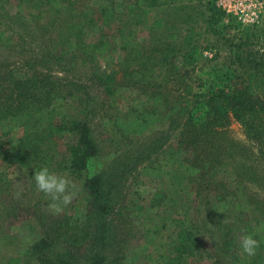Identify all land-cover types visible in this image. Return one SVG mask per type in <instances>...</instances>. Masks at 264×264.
<instances>
[{"label": "rangeland", "instance_id": "obj_1", "mask_svg": "<svg viewBox=\"0 0 264 264\" xmlns=\"http://www.w3.org/2000/svg\"><path fill=\"white\" fill-rule=\"evenodd\" d=\"M181 1L187 7L181 11L171 10L170 14L181 15L184 21H169L174 24L168 22L165 26L171 30L169 34L174 33V29L185 33L193 29L196 32L193 49H186L180 40L168 41L163 28L156 33L157 38L145 30L127 34L124 20L133 0H117L118 22L105 25L98 10L69 20V24H78V27L84 23L91 25L92 29L81 39L76 31L67 32L66 13L52 11L40 15L29 8V0H3L0 21L5 23L8 41L0 52V96L1 87L9 86L5 75L10 71H14L17 79H24L25 71L30 76L46 71L66 84L72 83L74 87L68 90L77 97L68 100L74 102L73 110L78 113L83 108L91 112L95 153L87 167L78 172L71 167L68 152L76 139L59 140L58 150L53 153L55 158L48 166L52 173L65 176L75 184L76 195L62 212L55 213L49 208L52 201L28 179L31 165L19 164L16 146L9 147L0 141V241L3 244L0 264H12L14 258H20V263L16 264H35L26 258L27 252L39 244L42 230L51 243L50 247L44 246L46 264H153L154 260L159 261L160 251L153 250L155 234L145 235L142 223L146 214L150 215L149 220L157 217L164 199L166 216L191 231L198 245L215 256L214 262L192 258L183 264H236L238 257L244 258V264H264V250L249 257L239 244L247 226L255 227L258 234L264 232V227L259 226V222L264 221V127L260 125L264 113L254 115L251 125L246 126L234 117L235 107L230 105L235 95L249 87L256 85L258 95L262 93L258 86L264 82V22L254 28H243L222 18L216 26L219 35L215 38L207 33L212 17L210 0H202V3L191 0L192 4H188V0ZM211 1L216 3V0ZM159 10L155 11L157 17L165 15L170 19L166 12ZM113 35L119 37L118 49L111 50L106 60H92L93 50ZM76 44L82 48L79 55L73 51L62 56V51L71 47L74 50ZM11 46L14 47L10 49ZM182 48L186 56L177 54V60L174 57V61L168 60L167 64L161 60L160 52L172 55ZM196 48L198 52H194ZM237 48L241 61L230 54ZM189 60L193 63L186 67ZM129 63L133 71L123 70ZM144 63L148 64L147 69L136 67ZM102 75L113 76L119 85L126 83L131 90L121 92L122 96L114 103L97 80ZM146 95H158L161 100L144 111L171 116L174 121L170 128L141 136L117 134L108 120L124 117L133 110L134 99L142 100ZM210 99L229 106L227 114L215 127L208 125V131L216 134L205 147L204 159L211 164L217 158L233 164L238 169V185L221 184L208 170L203 180L198 176L167 177L158 191L142 176L141 169L152 163L161 164L174 152L178 158L195 156L194 150L187 152L180 146L181 132L187 125L194 126L195 130L201 128ZM258 105L256 103L255 107ZM218 139L222 140L221 149ZM196 152L200 153L198 149ZM94 176L100 177L102 189L109 197V214L103 219L107 228L102 233L105 247L96 243L98 223L87 218L91 196L84 184L86 178ZM156 194L160 199H156ZM220 194L224 200L233 198L225 210L220 206L213 208ZM128 205H141L144 209L125 211ZM41 227L44 229L40 230ZM76 232L80 236L79 245L69 247L65 240Z\"/></svg>", "mask_w": 264, "mask_h": 264}, {"label": "trees", "instance_id": "obj_2", "mask_svg": "<svg viewBox=\"0 0 264 264\" xmlns=\"http://www.w3.org/2000/svg\"><path fill=\"white\" fill-rule=\"evenodd\" d=\"M18 1L20 2V0ZM29 1V8L37 11L40 15L52 11L66 13L68 16L66 21L67 32L71 33L73 30L76 31V35L79 39L84 36L86 31L92 29L91 25L84 23L82 26L78 27V24H69V20L76 19L79 16L86 17L85 15L90 14L93 10L101 12L105 25L120 20V14H118L116 7L117 0ZM198 1L202 3V0ZM187 2L188 4H192L191 0ZM2 3L3 0H0V10H3L4 7ZM208 5L209 11L212 12V17L207 26V33L217 38L219 32L216 30V26L221 23L225 15L216 8L214 1L210 0ZM186 7L187 5L183 4L181 0H133L128 6V16L124 20L127 25V34L129 32L145 30L151 32L153 37L157 38L159 35L156 33L163 28L166 31L164 37L167 40L169 39L173 42L180 40L179 42H181L186 49H193L195 46L193 41L196 37V32H194L193 29L190 28L187 33L181 30L175 31L174 29V33L169 34L168 32L171 30L166 27L169 21H181L182 23V21H184L182 16L179 14L180 16L176 17L170 14V11L180 10ZM157 9L166 12L170 16V19L165 15L163 17H157L155 13ZM170 23L171 22H169V24ZM173 24L174 23H171V25ZM5 27V23L2 24L0 21V52L2 48H5L8 41V38L5 36ZM205 41L209 43V38L206 37ZM118 46H120L119 37L115 35L107 40L101 41L100 46H97L93 50L95 56L92 57V60L95 61L97 58L106 60L111 50H117ZM13 47L11 46L10 49ZM62 49L63 48L59 49L57 55L60 54ZM123 49L126 50V48ZM81 50V46L76 44L74 50H72L71 47L69 50L62 51V56L71 54L73 51L75 55H79ZM238 50L239 48L236 50L233 49L230 54L235 55L237 61H241L242 56L239 55ZM196 51L198 52L197 48L194 49V52ZM214 51L216 53L215 55H217L216 50H213V52ZM176 52V54L172 55L167 51L160 52L161 60L165 64H167L168 60L174 61V57L175 60H177V54H184L185 50L182 48L180 51ZM184 55L186 56L187 54L185 53ZM189 55L191 54H188V56ZM192 63L193 61H187L188 65H186V67ZM136 67L147 69L148 64L144 63ZM129 69H132L130 63L123 66V70L129 71ZM131 71H133V69ZM13 72L14 71H10L5 75L6 79H8L9 86L7 88L1 87L3 94L0 96V141L4 142L9 147L16 146L18 150L17 162L19 164L26 166L27 163H29L31 165L29 166L31 169L28 173V179L35 182L33 174L36 170L45 167L49 169V162L55 158L53 153L58 150V142L61 139H76V142L68 149L71 167L78 172L86 168L95 153L90 129L91 112L88 113L89 109L87 108L81 109L79 113L73 110L74 102L69 101L68 98H76L77 94L70 92L68 89L73 88L74 85L72 83L66 84L61 78L46 71H41L32 76L28 75V72L25 71L24 79H17ZM135 75L138 76L139 74L136 73ZM97 80L104 85L107 94L111 96L114 103L118 96H122L121 92L131 90L126 83L119 85L113 76L105 77L102 75L98 77ZM1 82L3 83L2 80ZM255 87L256 85L235 95L230 104L235 107L234 117L246 126L251 125L252 120H254V115L257 116V113L259 115L264 113V82H262V86H258V90L262 92L261 94L258 95ZM160 100V96L158 95H146L145 99L142 100L141 98H136L132 106L134 107L133 110L127 112L124 117H118L115 121L108 120L107 123H113L116 133L123 137L141 136L146 133H154L170 128V123L174 121L170 119L171 116H161L158 113L144 111V108L149 105L156 106L157 102ZM256 103L259 104L257 108L255 107ZM228 106L210 99L207 102L208 112L201 128L195 130L194 126H185V130L181 132L183 140L180 141V146L185 147V151L187 152L194 150L196 154L193 158H178L176 152L171 153L168 159L162 160L161 164L152 163L143 166L141 169L142 176L147 178L151 184H154L158 188V191L161 190L163 180L167 177L171 176L178 179L181 177L192 178L198 176L203 180L208 170L212 173V178L214 177L215 180L221 184L228 183L230 185V183H237L238 185V169L234 168L235 166L233 164L223 163L222 160L218 158L215 160L214 164H211L204 159L205 147L211 144V139L214 138L216 134L208 131V125L215 127V124L219 122L218 120L227 114ZM80 116H82L81 119L78 118ZM260 125L264 127V120H260ZM218 140V148L221 149L222 140ZM197 149L200 151L199 154L196 152ZM84 187L89 191L91 196L87 218L98 223L99 236L96 239V243L99 246L105 247L106 240L102 233L106 232L107 228L105 226V220L103 221V219L106 214H109L107 210L109 206V197L103 191L100 184V177L98 176L86 178ZM155 197L158 200L161 196L156 194ZM216 199L217 204L214 205L213 208L215 209V207L220 206L224 210L231 205L233 200L231 197L224 200L221 194L218 195ZM165 202L166 200L164 199L161 210L155 219L149 220L150 215L146 214L144 215L146 220L142 223V231L145 235L150 236L155 234L153 240L155 246L153 250L160 251L158 254L159 261L162 262L154 260L153 264H183L187 259L192 258L201 262H214L215 256L209 249L198 245L197 239L191 231L185 230L178 221L166 216L167 209ZM152 207L154 206H150L149 208L152 209ZM131 209H133L134 212H141L144 208L141 205H136L135 207L128 205L124 208L125 211ZM259 226H261V228L262 226L264 227V221H260ZM42 229L44 228L41 227L40 230ZM262 230H264V228H262ZM41 233L43 236L39 244L32 246L27 252L26 257L35 264L48 263L47 255L44 253V246L48 245L50 247L51 243L48 241L47 234L44 233V230H42ZM248 234L253 235L254 238L260 242L257 251L264 250V232L258 234L255 231V227L247 226L244 235ZM65 241H67L69 247H74L79 245L80 236L78 232H76L67 237ZM100 242L102 243L101 245ZM2 245L0 241V248ZM46 250H50V248ZM19 259L20 258L11 259L12 264L20 263ZM91 262H94V260H91ZM236 264H244V258H236Z\"/></svg>", "mask_w": 264, "mask_h": 264}, {"label": "clouds", "instance_id": "obj_3", "mask_svg": "<svg viewBox=\"0 0 264 264\" xmlns=\"http://www.w3.org/2000/svg\"><path fill=\"white\" fill-rule=\"evenodd\" d=\"M36 188L39 192L52 201L49 208L60 213L63 208L71 204L76 195L75 184L65 176L58 175L49 171L47 167L36 170L33 174ZM240 248L249 257L255 256L260 242L253 235H243L239 241Z\"/></svg>", "mask_w": 264, "mask_h": 264}, {"label": "built area", "instance_id": "obj_4", "mask_svg": "<svg viewBox=\"0 0 264 264\" xmlns=\"http://www.w3.org/2000/svg\"><path fill=\"white\" fill-rule=\"evenodd\" d=\"M215 4L227 23L232 20L243 28H254L264 22V0H216Z\"/></svg>", "mask_w": 264, "mask_h": 264}]
</instances>
